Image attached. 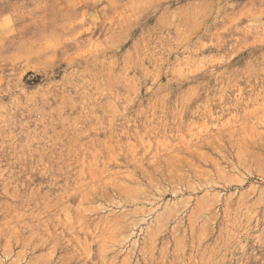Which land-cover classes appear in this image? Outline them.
<instances>
[{
  "label": "rangeland",
  "instance_id": "obj_1",
  "mask_svg": "<svg viewBox=\"0 0 264 264\" xmlns=\"http://www.w3.org/2000/svg\"><path fill=\"white\" fill-rule=\"evenodd\" d=\"M0 264H264V0H0Z\"/></svg>",
  "mask_w": 264,
  "mask_h": 264
}]
</instances>
